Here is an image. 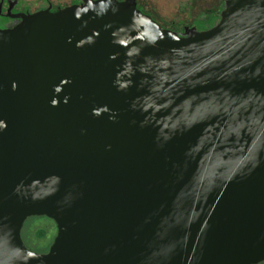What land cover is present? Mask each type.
<instances>
[{"label": "water", "instance_id": "water-1", "mask_svg": "<svg viewBox=\"0 0 264 264\" xmlns=\"http://www.w3.org/2000/svg\"><path fill=\"white\" fill-rule=\"evenodd\" d=\"M79 1L0 28V264L264 261V0L183 36Z\"/></svg>", "mask_w": 264, "mask_h": 264}, {"label": "rangeland", "instance_id": "rangeland-1", "mask_svg": "<svg viewBox=\"0 0 264 264\" xmlns=\"http://www.w3.org/2000/svg\"><path fill=\"white\" fill-rule=\"evenodd\" d=\"M73 0H18L15 11H28L34 12L46 7L50 3L53 7H64L70 5ZM139 0L142 6L156 14L158 17L163 18L164 21H169L175 14L177 7H204L208 0ZM11 20L5 17H0V25L7 24ZM46 229L45 237H38L36 229ZM55 235L54 223L42 217L27 218L21 228L20 237L24 246L34 252H46L48 246L51 244ZM37 237V238H36Z\"/></svg>", "mask_w": 264, "mask_h": 264}, {"label": "flooded vegetation", "instance_id": "flooded-vegetation-1", "mask_svg": "<svg viewBox=\"0 0 264 264\" xmlns=\"http://www.w3.org/2000/svg\"><path fill=\"white\" fill-rule=\"evenodd\" d=\"M227 0H208L204 7H177L175 14L169 21H164L163 18L158 17L156 14L150 10L145 9L139 0H135L136 8L149 16L154 20L162 29H169L175 32L179 36H183L185 31H188L190 28L195 31H203L214 26L219 18L220 13L225 7V2ZM14 0H0V17H5L8 20H11L7 24L0 25V28H6L14 25L18 19L12 18L10 14L18 13L20 11H15L17 3H15L10 10V13H7V8L9 4H13ZM79 0H73L71 4L79 3ZM203 0L201 4H203ZM47 3L46 7L48 6ZM45 7V8H46ZM60 7H53L51 5V10L54 11ZM23 12V11H22ZM24 12H28L27 10ZM257 264H264V261Z\"/></svg>", "mask_w": 264, "mask_h": 264}, {"label": "trees", "instance_id": "trees-1", "mask_svg": "<svg viewBox=\"0 0 264 264\" xmlns=\"http://www.w3.org/2000/svg\"><path fill=\"white\" fill-rule=\"evenodd\" d=\"M39 217H40V216H39ZM39 217L34 216V217H31V218H35V219H36V218H39ZM41 217L44 218V219H46V220H50V219H48V218H46V217H43V216H41ZM29 218H30V217H29ZM29 218H28V219H29ZM50 222L52 223V220H50ZM54 226H55V225H54ZM36 230H38V231H37V235H38V237H42V236L45 237V236H46V232H47L46 229L40 227V228H38V229H36ZM36 238H37V237H36ZM47 249H48V248H47ZM46 251H47V250H46Z\"/></svg>", "mask_w": 264, "mask_h": 264}]
</instances>
